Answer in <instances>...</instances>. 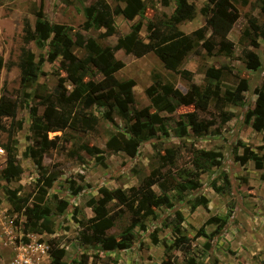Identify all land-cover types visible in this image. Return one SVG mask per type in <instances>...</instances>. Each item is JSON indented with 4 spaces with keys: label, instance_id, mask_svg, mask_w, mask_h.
<instances>
[{
    "label": "rangeland",
    "instance_id": "obj_1",
    "mask_svg": "<svg viewBox=\"0 0 264 264\" xmlns=\"http://www.w3.org/2000/svg\"><path fill=\"white\" fill-rule=\"evenodd\" d=\"M96 0H0V96L5 93L21 104L14 120L4 117L7 126L14 124V136L9 141L8 132L0 133V264H9L14 256L12 248L5 242L12 240L19 243L39 242L47 246L56 245L65 248L62 264H80L84 254L89 261L83 264H186L188 257H195L199 264H263L264 261V180L262 171L255 168L252 160L247 163L237 161L236 155L243 154L246 147L264 154V130L256 131L251 122L245 121V114L255 106L257 95L255 89L264 83V38L257 40V47L250 44L244 31L249 29V18L256 17L260 24H264V0H229L233 11L237 14L234 27L229 38L235 42L234 53L231 57L216 53L208 54L202 48L203 42L209 36V31L198 33L195 50L187 55L181 68L192 72V81L183 78L179 73L165 68L160 58L152 51L143 57L137 58L120 49L115 58L123 62V67L116 72L119 80H135L133 86L134 102L130 105L131 118L127 122L114 110V119L105 118L106 107L95 103L86 112L98 117L99 122L88 129L80 122L74 123L64 131H49L48 139L58 136L63 147L51 148L43 151L41 140L45 128L33 127L34 118L31 107L36 108L37 115L42 116L45 111L44 96L51 94L58 84H63L67 91L74 88L68 73L62 67V57L54 61H44L40 65V74L32 78L29 86L21 84L20 64L27 50L34 54L35 62L40 63L48 57L47 43L39 46L36 41L24 42V20L28 19L35 29L37 12L42 10L45 17L54 23L67 27L70 35L75 39V32L81 31L86 38H96L101 44L114 46L120 37L131 32L133 24L141 23L140 36L148 41L149 22L157 18L170 21L175 12L176 0H169L163 5V0H145L144 12L129 20L123 15H114L116 33L101 38L99 35L106 29L92 27L85 30V7ZM109 7L116 5L115 0H102ZM208 0H188L187 6L195 7L192 19L183 18L177 28L185 33L198 30L205 23L202 8ZM184 14V13H180ZM251 34L252 31L250 30ZM247 47L255 51L261 58L258 70L247 68L243 59L242 50ZM73 53L77 59L85 57L87 50L84 47L74 46ZM228 66L225 71L221 87L233 88L240 77L249 79V89L245 91V101L242 105H235L226 99L227 113L233 117L224 123L220 111L215 107L214 100L207 110L197 108L193 104H178L173 112L161 111L165 117L164 130L158 127L155 136L143 141L137 154L130 155L125 151L113 152L107 149L106 143L119 130L128 137L133 136L128 124L134 121L136 109L150 105L146 90L155 79L170 82L176 88L187 92L191 82L201 87L206 84L205 71L209 66ZM87 69H78L76 75L83 76L85 81H99L103 75L91 64ZM85 71V72H84ZM84 106L80 104L79 109ZM154 112V108H151ZM196 112L201 123L207 129L197 134L188 121V114ZM45 122V120H43ZM19 122L21 125L19 126ZM185 127V133L182 128ZM11 145L18 163L23 167L19 178L7 181L2 171L7 165L6 146ZM96 147L97 153L89 154L84 146ZM31 149H38V155H32ZM173 149L179 152V157L170 163L166 157V150ZM198 150L221 151L219 164L212 165L199 176H192L195 171L193 157ZM153 169L168 172L169 189L167 195L171 199L170 205L155 207V214L146 221L145 229L139 226L134 228L135 238L130 246L124 244L116 250L105 251L101 244L87 235L83 236V229L88 220L94 216L88 206L92 198L102 196L103 188H123L140 185L141 180L149 175ZM42 174L55 176L53 185L48 188L46 203L54 207L53 233H30L26 235L23 223L25 215H18L6 195L7 189H14L19 196L31 202L38 193L39 178ZM198 180L194 188H183L182 184H190L187 180ZM181 183L177 186V184ZM228 183V184H227ZM216 185L224 188V192L216 189ZM230 186V191H225ZM157 194H163L161 187L156 184ZM199 197L208 200L207 207L196 206ZM65 199L69 207L63 213L55 209L57 200ZM112 212L119 210L116 202L110 204ZM183 217L179 219V214ZM229 215V216H228ZM212 216L227 217V223L221 233L211 241V247L206 248L208 237L200 235L210 234L216 224H207ZM131 212L125 211L116 221L108 233L120 237L124 228L130 224ZM179 228V231H178ZM156 236L157 241H154ZM185 236L190 240L191 248L185 254L173 244L175 238Z\"/></svg>",
    "mask_w": 264,
    "mask_h": 264
},
{
    "label": "trees",
    "instance_id": "obj_2",
    "mask_svg": "<svg viewBox=\"0 0 264 264\" xmlns=\"http://www.w3.org/2000/svg\"><path fill=\"white\" fill-rule=\"evenodd\" d=\"M116 5L112 8L106 5L102 0H96L90 6H86L84 11L86 21L83 24L85 30L92 27H104L106 30L99 36L101 38L111 36L116 33L114 27V15H123L125 18L132 20L136 16L142 14L146 8L145 0H115ZM229 0H208L202 13L205 15V23L198 30L191 33H185L177 28V25L183 18L192 19L195 13V7L187 6L188 0H176L177 5L175 12L171 16L170 21L163 18H157L155 21L149 22L147 25L149 34L148 41L141 38L139 32L142 24L136 23L132 25L131 32L120 37L114 46H106L101 44L96 38H86L81 31L75 32V39L70 35L67 27L60 23H54L45 17L42 10L37 12V20L35 29L28 19L24 20V42L30 43L36 41L39 46L47 43L49 53L47 59L44 58L40 63L35 62L34 54L31 50H27L23 55V61L20 64L21 84L29 86L32 78H36L40 72V65L48 60L54 61L58 56L62 57L61 64L67 71L68 77L74 84L71 91H67L63 84H58L51 94L44 96L43 104L45 111L42 116L37 115V110L31 107V113L34 118L33 127L36 129L45 128L40 148L48 151L51 148L63 147L56 135L52 139H48L49 131H64L76 122H80L88 129H92L98 122V117L86 112V108H91L95 103L107 108L105 118L113 121L112 113L118 110L119 115L130 121L131 110L130 105L134 102L133 86L135 80H119L116 72L123 67V62L115 58V53L123 49L127 54H132L137 58L143 57L149 52H154L163 62L165 68L179 73L183 78L192 81V72L186 68H181L184 59L189 53L195 50L196 38L198 33L209 31V36L202 44V48L208 54L214 51L219 54L231 57L234 53L235 42L229 38V34L234 27L237 14L233 11ZM247 0H244V3ZM163 5H168L169 0H163ZM180 13H184L183 15ZM249 29L244 31V35L251 40L250 44L257 47L258 38H264V24H260L256 17L249 18ZM252 31V34L250 32ZM84 47L87 50L85 57L77 59L73 53L74 46ZM244 62L247 68L258 70L261 66L260 56L253 50L244 47L242 50ZM93 65L103 77L99 81H85L83 76L76 75L78 69H87V65ZM228 66H209L205 74L207 77L206 84L200 85L191 82L187 92L181 91L170 82H162L155 79L147 88L146 93L150 100V105L142 109H136L133 117L134 121L128 124L129 131L133 136L128 137L122 131H118L112 135L107 141V149L113 152L125 151L130 155H136L142 142L156 135L158 127L164 130L165 117L159 112H173L178 104H193L197 108L207 110L210 102L214 100L215 107L220 111L223 122L226 123L233 117V113H227L226 99H229L235 105H242L245 101V91L249 89V79L240 77L237 84L231 88H225L222 92L221 83L228 70ZM86 71V70H85ZM84 71V72H85ZM0 96V133L8 132L9 141L15 134L14 124L7 126L3 121L4 117H11L14 120L17 116V110L20 102L13 99L5 93ZM257 98L253 109H249L245 114V121L252 124L256 131L264 130V83L255 89ZM80 104L84 106L80 108ZM154 108V112L151 111ZM45 120V122L43 121ZM188 121L195 133L200 134L207 129L198 119L196 112L188 114ZM21 123L19 122V126ZM165 131V130H164ZM185 133V127L182 128ZM85 150L94 155L97 153L96 147L85 145ZM264 149V146H263ZM7 165L2 171L5 180L11 181L19 178L23 173V167L18 163L17 157L13 152L11 145L6 146ZM38 149H31L32 155H38ZM179 152L173 149L166 150V159L170 163H174L179 157ZM222 152L214 150H198L193 157L195 171L192 176H199L201 172L208 170L212 165L219 164ZM240 163H247L252 160L255 168L262 171L261 179L264 180V154H260L250 147H246L243 154L235 156ZM167 177L170 178L168 172H161L153 169L151 173L145 176L139 186L131 187L129 190L123 188L101 190L102 196L89 201L88 206L94 212V216L88 220V226L83 229V236L88 234L95 242L101 244L105 251L116 250L122 244L126 247L130 246L135 238L134 228L139 226L145 229L146 221L149 217L154 216L155 207L159 205H170L171 199L167 195L169 184L167 185ZM38 193L31 202L25 197L19 196L14 189H7L6 195L10 201L13 211L18 215H25L26 221L23 223L25 233H53L55 231L53 213L54 207L46 203V195L48 188L53 185L55 176H47L42 174L39 178ZM169 181V180H168ZM190 184H182L183 188H194L198 185V180L193 178L187 180ZM158 184L163 194H157L154 185ZM181 183L177 184L180 185ZM228 184V183H227ZM216 189L224 192V188L217 186ZM231 187L226 186V192ZM116 202L120 205L119 210L112 212L110 204ZM196 206L204 205L207 207L208 200L205 197H199L195 201ZM69 207V202L65 199H58L56 211L63 213ZM131 212V221L127 225L120 237L108 233L115 221L125 212ZM179 214V213H178ZM229 216V215H228ZM179 219L183 217L179 214ZM207 224L214 223L216 228L210 233L204 232L201 228L199 234L208 237L205 243L206 248L211 247V241L219 235L223 227L227 223V217L218 216L210 217ZM179 231V228H178ZM154 241H157L154 236ZM185 236L175 238L174 246L184 252L189 253L191 244ZM51 261L49 264H62L65 256V248L51 245L50 246ZM89 261V256L84 254L80 264ZM98 264L97 261L94 262ZM110 264V263H105ZM186 264H199L193 256L188 257ZM264 264V261H263Z\"/></svg>",
    "mask_w": 264,
    "mask_h": 264
},
{
    "label": "built area",
    "instance_id": "obj_3",
    "mask_svg": "<svg viewBox=\"0 0 264 264\" xmlns=\"http://www.w3.org/2000/svg\"><path fill=\"white\" fill-rule=\"evenodd\" d=\"M26 235L29 236L30 233ZM5 245L14 251V256L9 264H49L52 259L49 252L50 247L44 243L35 241L17 243L8 240Z\"/></svg>",
    "mask_w": 264,
    "mask_h": 264
}]
</instances>
